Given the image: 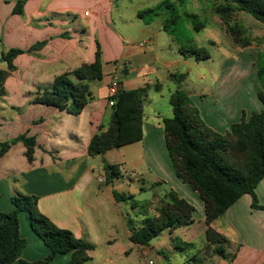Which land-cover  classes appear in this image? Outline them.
Instances as JSON below:
<instances>
[{
  "label": "crops",
  "instance_id": "crops-1",
  "mask_svg": "<svg viewBox=\"0 0 264 264\" xmlns=\"http://www.w3.org/2000/svg\"><path fill=\"white\" fill-rule=\"evenodd\" d=\"M83 6L92 11L88 16L85 11L78 21ZM14 7V0H0V54L14 48L29 50L39 42L47 44L15 60L17 70L11 73L4 93L0 94V143L24 134L37 143L33 162H29L22 142L13 145L0 159V212H13L12 199L19 194L38 196L44 215L58 227L95 245L86 264H148L150 260L155 264H264V210L252 207L250 195L242 197L212 225L230 243L226 258L202 253L207 244L204 203L198 193L177 177L167 154L163 120L170 118L171 112L163 114L154 108L155 121L148 120L147 106L152 107L164 98L170 100L177 90L164 96L163 85L157 78V64L163 58L151 50L155 44L153 33L145 41L148 47L143 49L112 23L109 26L113 0H27L23 15H13ZM99 26L104 30L100 37ZM146 34L143 30L142 35ZM97 41L103 51L104 78L90 83L93 99L80 115L72 113V100L66 111L33 103L38 94L53 87L56 77L94 62ZM163 64L167 69L172 66L171 62ZM3 70H7L6 63L0 64V72ZM116 78L121 79V91H135L147 85L152 89L144 101L143 140L117 149V160L107 165H119L120 169L125 163L137 169L145 166L152 175L153 186L168 184L196 208L202 216L201 229L196 228L195 222L167 230L148 247L131 242L129 220L121 212L124 201L115 198V192L125 196L123 175L108 182L106 176L97 174V156L88 153L93 137L107 129L112 119L109 87ZM155 85H161V89L157 91ZM222 112L229 116L228 124L223 125L225 132L243 116L242 109ZM210 124L215 127L214 122ZM130 146L134 147L133 154L127 150ZM110 152L104 156L105 162ZM100 167L105 169L103 164ZM256 192L264 207V180ZM19 220L21 237L27 242L22 260L44 261L51 249L33 230L25 213H20ZM134 249L139 258L131 263L127 258L134 254ZM146 250L148 259L143 255ZM70 260L71 254L57 255L47 264H69Z\"/></svg>",
  "mask_w": 264,
  "mask_h": 264
},
{
  "label": "trees",
  "instance_id": "trees-1",
  "mask_svg": "<svg viewBox=\"0 0 264 264\" xmlns=\"http://www.w3.org/2000/svg\"><path fill=\"white\" fill-rule=\"evenodd\" d=\"M186 1L180 0L181 4ZM211 1L223 29L233 43L240 48L252 46L254 40L246 35L235 14L244 12L264 24V0ZM26 3L27 0H19L13 9V15H23ZM164 11L169 13V17L165 20L163 30L171 36L176 37V27L183 17L193 24L196 32L206 27L199 15L185 13L182 16L170 2L140 11L138 17L146 25H150ZM46 44L47 41L39 42L29 50L14 48L0 54V64H7V70L0 72V94L4 93L11 73L17 70L15 60L21 55L43 49ZM179 52L185 57L194 56L197 60L210 57L205 50L193 46L182 45ZM172 77L177 79L179 88L169 100L173 117L163 120L167 152L177 177L198 193L204 203L207 244L202 253L205 256L226 258V247L230 243L213 228V223L245 195L253 198L254 209L264 210L259 204L256 192L258 185L264 180V109L253 112L249 118L243 111L240 122L233 124L224 134L217 133L203 121L200 110L189 95L180 90L185 76ZM257 77L261 85L258 98L264 105V55H259ZM103 78V51L97 41L94 62L83 64L72 72L56 77L53 87L38 94L33 103L66 111L72 100V113L80 115L93 99L90 83L102 81ZM154 87L157 91L161 89V85ZM150 89L152 86L147 85L135 91H120L109 99L114 101L113 116L107 129L91 140L88 148L90 156L104 157L109 151L143 140L144 101ZM18 142L26 146V156L29 162H33L37 143L35 138L25 134L0 143V159ZM105 170L108 182L122 176L119 165H106ZM115 198L118 201H128L133 196L126 197L115 192ZM12 201L15 206L13 212H0V264H12L16 261L21 264H47L57 255L64 254H71L69 264H86L91 260L95 245L76 237L70 230L58 227L44 215L39 208L38 196L19 194ZM146 207L154 209L156 215L151 216L146 210L142 213L146 219L140 227L132 220L128 221L130 240L139 246L148 247L163 232L195 223L196 208L173 189L162 198L148 201ZM20 213L27 215L33 230L51 249V255L44 261L27 263L22 260L27 242L21 237Z\"/></svg>",
  "mask_w": 264,
  "mask_h": 264
},
{
  "label": "rangeland",
  "instance_id": "rangeland-1",
  "mask_svg": "<svg viewBox=\"0 0 264 264\" xmlns=\"http://www.w3.org/2000/svg\"><path fill=\"white\" fill-rule=\"evenodd\" d=\"M18 1L14 0L15 5ZM113 2L112 19L107 22L110 23L109 26L112 23L137 44L145 43L150 38V33H153L151 38L152 43L155 44L151 45V50H156L159 57L163 58V62L159 61L157 64L159 67L157 78L163 85L165 97L179 88L177 79L172 76L184 75L185 79L180 84V90L189 95L194 105L200 110L206 125L220 134L225 133L223 125L228 124L226 121L229 118L227 115L223 116L222 110L225 112L226 109H236V111L242 109L249 118L253 112L264 109V105L258 98L261 85L257 77L259 55H264V24L244 12H237L235 18L245 29L246 35L254 40L252 46L240 48L226 34L211 0H187L185 4H181L180 0H113ZM163 2L175 5L182 16L185 13L199 15L201 21L206 24L205 29L196 32L193 24L183 17L178 22L176 37H174L163 30L165 20L169 17L167 11L162 12L150 25H146L138 17L140 11L155 8ZM85 11L91 12L92 9L83 6L82 13L77 16L78 21H81ZM143 30L147 31L146 36L142 35ZM103 34L104 30L99 26L97 36L100 37ZM182 45L203 49L210 57L201 60H197L194 56L185 57L179 52ZM165 62H171L172 66L167 69L163 64ZM147 108L148 120L151 122L155 121L154 108H158L163 114L171 112L170 118L173 117L172 107L167 98ZM212 122L215 123V127L210 124ZM217 124L221 125V128H217ZM133 148L128 147L130 154H133ZM116 152L117 149L112 150L106 162L104 157L97 156L96 164L100 166L103 164L105 167L107 164L114 163L113 159L117 160ZM100 166L97 174L106 176V170ZM136 169L131 163H125L122 166L125 196H133V198L124 201L121 212L125 214L127 220H132L137 225L146 219L142 214L146 210L151 216L156 215L154 209H147L146 203L164 197L171 187L165 183L153 186L152 175L148 169L145 166ZM137 173H141L142 176ZM194 218L196 228L201 229L202 216L198 211ZM127 244L129 243L125 241V246ZM138 256V251L134 249V254L127 259L132 263L139 258Z\"/></svg>",
  "mask_w": 264,
  "mask_h": 264
},
{
  "label": "built area",
  "instance_id": "built-area-1",
  "mask_svg": "<svg viewBox=\"0 0 264 264\" xmlns=\"http://www.w3.org/2000/svg\"><path fill=\"white\" fill-rule=\"evenodd\" d=\"M86 15H89V12H86ZM138 46L140 48L146 49L148 47V43H140L138 44ZM122 90V83H121V79L116 78L113 80V82L111 83L110 87H109V99L115 97L120 91ZM110 105L113 106L114 105V101H110ZM100 182H105V180H100ZM144 257L146 259H148L149 256V251L146 250L143 253ZM148 264H155L153 260L148 261Z\"/></svg>",
  "mask_w": 264,
  "mask_h": 264
}]
</instances>
